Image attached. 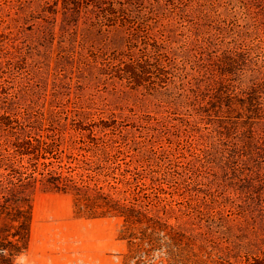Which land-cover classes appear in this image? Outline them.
Segmentation results:
<instances>
[{
    "label": "rangeland",
    "instance_id": "rangeland-1",
    "mask_svg": "<svg viewBox=\"0 0 264 264\" xmlns=\"http://www.w3.org/2000/svg\"><path fill=\"white\" fill-rule=\"evenodd\" d=\"M50 171L147 222L79 214ZM17 199L13 264H264V0H0L1 239Z\"/></svg>",
    "mask_w": 264,
    "mask_h": 264
},
{
    "label": "trees",
    "instance_id": "trees-1",
    "mask_svg": "<svg viewBox=\"0 0 264 264\" xmlns=\"http://www.w3.org/2000/svg\"><path fill=\"white\" fill-rule=\"evenodd\" d=\"M36 152L37 154H33L36 155V159H38L41 155V151L40 149H36ZM35 168V170H37V165ZM22 174L23 172L20 173L21 177ZM41 181L44 185L54 190L67 193L72 192V189L75 190L74 197L79 214L87 215L88 217L118 215L124 217L126 223H131L133 225H143L147 222V217L141 212L132 207L128 208L118 202H114L108 195L102 193L100 189L94 190V193H91L89 190H85L89 188L80 186L72 177L64 175L63 173L50 171L47 176L43 175ZM28 202L27 199H17L15 203H7L8 207H4L6 210L12 209V212L7 213L9 222L4 228V233L6 234L5 238L1 239L0 237V264H13L14 257L22 254L28 248L32 225V208L31 204ZM145 219L146 221H144ZM149 221H151V219H149ZM150 229L151 232H149ZM157 230L156 226L152 224H149L142 230V239L147 242V256L157 247L156 244L159 241V238H157L159 231ZM10 236L15 238V242L9 241L8 238ZM137 246H139L138 252L143 250L142 244ZM171 255L173 256L172 259L174 262L178 263L181 261V259H178V256H180L179 254L171 253ZM187 264H205V262L187 259Z\"/></svg>",
    "mask_w": 264,
    "mask_h": 264
},
{
    "label": "clouds",
    "instance_id": "clouds-1",
    "mask_svg": "<svg viewBox=\"0 0 264 264\" xmlns=\"http://www.w3.org/2000/svg\"><path fill=\"white\" fill-rule=\"evenodd\" d=\"M242 80L245 79V76L242 75ZM166 249H159L153 253V264H162L163 259L166 257Z\"/></svg>",
    "mask_w": 264,
    "mask_h": 264
}]
</instances>
